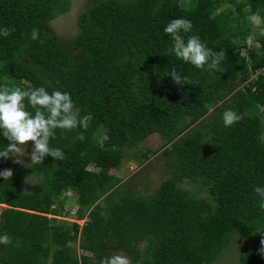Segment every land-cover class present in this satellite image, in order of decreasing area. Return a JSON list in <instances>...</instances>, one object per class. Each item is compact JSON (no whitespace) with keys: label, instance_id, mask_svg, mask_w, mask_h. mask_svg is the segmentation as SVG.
<instances>
[{"label":"trees","instance_id":"16d2710c","mask_svg":"<svg viewBox=\"0 0 264 264\" xmlns=\"http://www.w3.org/2000/svg\"><path fill=\"white\" fill-rule=\"evenodd\" d=\"M70 9L71 0H0V28H15L0 36V79L9 88L68 92L81 117L93 116L87 130H55L49 144L64 150L62 161L49 155L15 167L0 157V170L14 173L0 177V205L9 206L0 235L12 238L0 244V264H100L118 252L132 264H216L240 236L237 264H264V211L254 192L264 187V0H96L78 13L67 48L50 29ZM176 18L193 25L185 40L196 34L214 52L225 50L220 71L167 54L164 28ZM242 32L256 33L252 46ZM173 69L187 83L175 84ZM205 105L213 107L208 118ZM226 109L242 119L225 127ZM153 134L171 144L172 176L147 196L120 195L121 180L101 170L122 165L127 150ZM7 144L0 136V149ZM32 177L35 187L25 190ZM68 192L78 196L83 225L59 218Z\"/></svg>","mask_w":264,"mask_h":264},{"label":"clouds","instance_id":"9594fccd","mask_svg":"<svg viewBox=\"0 0 264 264\" xmlns=\"http://www.w3.org/2000/svg\"><path fill=\"white\" fill-rule=\"evenodd\" d=\"M192 27L191 21L184 18L172 19L166 25L164 32L172 39V46L167 49V54H174L177 59L190 63L202 71H220V65L226 58L225 50L214 52L196 34L189 35L185 40L181 33H189ZM13 31H15L14 27L0 28V36L7 37ZM258 34L264 36V28H260ZM255 36L256 33L248 36L249 46H252ZM39 37V30L33 28L31 39L36 40ZM167 74L177 85L187 83L186 78H182L175 69ZM29 106L35 110L34 114L27 110ZM205 107L209 112L213 111L211 105ZM92 119L90 113L82 117L79 115L68 92L54 90L49 93L44 87L28 90L7 86L0 88V136L8 141L7 146L0 149V157L4 159L12 157L13 163L23 164L20 158L27 155L30 156V165L42 164L44 158L49 155L54 161H62L65 158L64 150L51 147L49 144L50 139L56 135L55 130L60 129L62 132H70L78 128L87 130ZM241 119L242 116L231 109H226L222 113L225 127H231ZM76 138L83 140V133L81 132ZM28 142H32L33 145L30 153L26 151ZM13 174L11 168L0 170V177L3 180H10ZM254 192L258 196V207L264 211V187L255 186ZM0 244L10 245L12 238L6 233L0 235ZM260 245L259 252L264 256V239H261ZM100 264H131V260L125 255L113 254L101 259Z\"/></svg>","mask_w":264,"mask_h":264},{"label":"rangeland","instance_id":"374dc122","mask_svg":"<svg viewBox=\"0 0 264 264\" xmlns=\"http://www.w3.org/2000/svg\"><path fill=\"white\" fill-rule=\"evenodd\" d=\"M96 0H71V9L68 13L63 14L51 21L50 33L58 38L61 45L71 48L73 45L74 36L79 33V25L77 23L78 13L86 8L92 6ZM248 35L242 32L241 39L247 41ZM0 88L5 87L8 81L4 78L0 79ZM213 112V111H211ZM211 112L205 116L208 118ZM194 125H191L182 135L186 134ZM162 139L159 134L149 136L143 143L133 149H128L126 157L122 165L101 172L117 176L121 182L117 185L120 195L139 194L147 196L153 193L157 187L166 179L172 176L173 167L169 165L170 159L165 154V150L170 146ZM32 142H28L27 152L32 150ZM21 163H13V158L9 157L8 161L15 167H21L30 163V156H24ZM37 179L30 178L23 184L25 190L35 187ZM182 187L188 191L193 192L198 197H207V190L200 184H192L188 181L182 183ZM64 214L59 217L67 222H78L83 225L86 218L77 220L75 218L78 209V196L75 192H68L65 195ZM5 206L0 205V212ZM246 237L240 236L229 246L227 250L216 261V264H237L240 252L244 245ZM115 254H122L132 259L129 254L125 252H118Z\"/></svg>","mask_w":264,"mask_h":264},{"label":"water","instance_id":"95a60500","mask_svg":"<svg viewBox=\"0 0 264 264\" xmlns=\"http://www.w3.org/2000/svg\"><path fill=\"white\" fill-rule=\"evenodd\" d=\"M5 207H9L8 205H6Z\"/></svg>","mask_w":264,"mask_h":264},{"label":"built area","instance_id":"2783aa9c","mask_svg":"<svg viewBox=\"0 0 264 264\" xmlns=\"http://www.w3.org/2000/svg\"><path fill=\"white\" fill-rule=\"evenodd\" d=\"M257 75H255L254 77H256Z\"/></svg>","mask_w":264,"mask_h":264}]
</instances>
